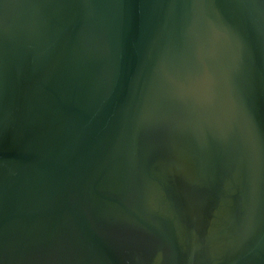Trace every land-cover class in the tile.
<instances>
[{
  "label": "water",
  "instance_id": "1",
  "mask_svg": "<svg viewBox=\"0 0 264 264\" xmlns=\"http://www.w3.org/2000/svg\"><path fill=\"white\" fill-rule=\"evenodd\" d=\"M0 264H264V0H0Z\"/></svg>",
  "mask_w": 264,
  "mask_h": 264
}]
</instances>
